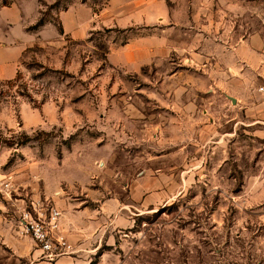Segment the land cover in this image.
<instances>
[{"label":"rangeland","instance_id":"obj_1","mask_svg":"<svg viewBox=\"0 0 264 264\" xmlns=\"http://www.w3.org/2000/svg\"><path fill=\"white\" fill-rule=\"evenodd\" d=\"M262 82L264 0H0V264H264Z\"/></svg>","mask_w":264,"mask_h":264},{"label":"built area","instance_id":"obj_2","mask_svg":"<svg viewBox=\"0 0 264 264\" xmlns=\"http://www.w3.org/2000/svg\"><path fill=\"white\" fill-rule=\"evenodd\" d=\"M256 89L264 99V82L258 84ZM20 233L31 237L37 249L49 260L75 252L62 231L61 212L54 205L44 206L32 202L29 208L22 210Z\"/></svg>","mask_w":264,"mask_h":264},{"label":"crops","instance_id":"obj_3","mask_svg":"<svg viewBox=\"0 0 264 264\" xmlns=\"http://www.w3.org/2000/svg\"><path fill=\"white\" fill-rule=\"evenodd\" d=\"M234 50H235V52H234ZM230 53H231V55L233 53L240 54L241 60L248 63L250 61L249 59H252V57H253V48L249 45V43L247 41H245V42L239 44L238 48L235 46V49H232L230 51ZM237 65L238 64L236 61H232V62H230L228 68H230V69L233 68V69L237 70V68H238ZM68 263H69V260L65 257L58 258L57 260L52 262V264H68Z\"/></svg>","mask_w":264,"mask_h":264}]
</instances>
